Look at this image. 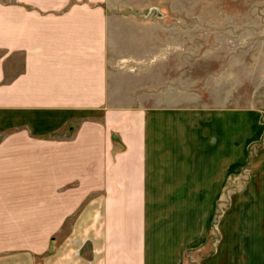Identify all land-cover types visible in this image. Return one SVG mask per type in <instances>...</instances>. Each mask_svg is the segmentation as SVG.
Returning <instances> with one entry per match:
<instances>
[{"label":"crops","instance_id":"crops-1","mask_svg":"<svg viewBox=\"0 0 264 264\" xmlns=\"http://www.w3.org/2000/svg\"><path fill=\"white\" fill-rule=\"evenodd\" d=\"M0 1V109H11L0 111V123L34 122L42 108V138L58 136L41 153V182L26 185L41 196L22 197L28 206L19 209L31 219L30 204H42V264H186L199 251L197 264H264V208L250 218L257 226L239 222L243 215L228 226L227 142L212 129L223 112L122 111L92 6ZM72 123L83 128L72 132ZM29 256L0 264H33Z\"/></svg>","mask_w":264,"mask_h":264},{"label":"rangeland","instance_id":"rangeland-1","mask_svg":"<svg viewBox=\"0 0 264 264\" xmlns=\"http://www.w3.org/2000/svg\"><path fill=\"white\" fill-rule=\"evenodd\" d=\"M80 2L92 6L105 27L115 102L127 105L120 110L185 106L223 112L220 129H212L225 133L227 142L228 226L242 215L245 226L260 224L250 218L264 208V0ZM0 7L7 6L0 1ZM2 53L10 57L7 49ZM99 111L98 118L104 117L106 109ZM34 114V122L24 115L23 122L8 117L0 123V259L29 254L33 264H42V204H30L31 219L19 209L28 206L22 197L41 196V187L26 185L41 182V153L58 136L43 139L42 108ZM72 125V132L83 128ZM18 147L40 154L11 155ZM197 253L186 264H197L202 251Z\"/></svg>","mask_w":264,"mask_h":264}]
</instances>
